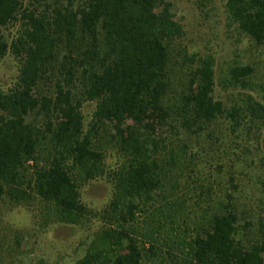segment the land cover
<instances>
[{
  "label": "trees",
  "instance_id": "trees-1",
  "mask_svg": "<svg viewBox=\"0 0 264 264\" xmlns=\"http://www.w3.org/2000/svg\"><path fill=\"white\" fill-rule=\"evenodd\" d=\"M223 2L264 47V0ZM183 34L166 0H0V60L17 63L0 87V203L84 230L73 264H264V208L203 161L215 143L247 149L264 105L218 99L214 59ZM253 77L237 65L224 84L252 92ZM253 160L228 168L264 187ZM100 179L111 192L94 211L82 190Z\"/></svg>",
  "mask_w": 264,
  "mask_h": 264
},
{
  "label": "rangeland",
  "instance_id": "rangeland-1",
  "mask_svg": "<svg viewBox=\"0 0 264 264\" xmlns=\"http://www.w3.org/2000/svg\"><path fill=\"white\" fill-rule=\"evenodd\" d=\"M166 2L170 4L174 20L182 27L184 34L180 40L181 47H185L189 53L209 55L214 59L215 96L230 103L246 100L250 93L254 101L264 105V47L256 46L230 23L223 0ZM237 65L253 68L252 92L224 84L229 69ZM16 77L17 63L10 55H6L0 60V87H9ZM92 108V104L84 105L83 114L86 118ZM257 121V125H253L249 131L252 143L247 144V149L240 146L239 140L229 145L215 143L206 147L207 152L203 156L207 167L205 176L208 172L212 173L217 181L226 184L225 181L232 174L239 199L246 205V209L254 213L264 208V187L257 178L252 179V171H232L228 165L248 153V160L254 159L250 162L254 164L253 170L264 176L261 136L264 132V118ZM110 192L111 187L104 179L93 181L83 188L82 201L92 210L99 211L106 205ZM40 209L38 202L25 207L0 203V264H73L82 255L83 247L80 243L86 232L79 227L58 224L53 220L44 223L39 217ZM96 221L94 219L92 223Z\"/></svg>",
  "mask_w": 264,
  "mask_h": 264
}]
</instances>
